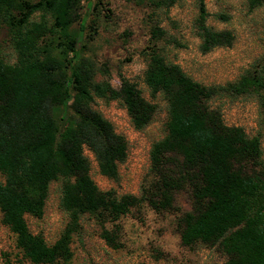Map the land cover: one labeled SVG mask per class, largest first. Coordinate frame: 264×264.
<instances>
[{
	"label": "trees",
	"instance_id": "1",
	"mask_svg": "<svg viewBox=\"0 0 264 264\" xmlns=\"http://www.w3.org/2000/svg\"><path fill=\"white\" fill-rule=\"evenodd\" d=\"M93 0H0V26L10 35L12 62L0 56V213L15 246L32 264L68 262L80 217L114 223L147 205L175 209L185 193L189 209L177 218L180 243L214 248L218 264H264V163L258 135L227 125L212 100L224 94L255 95L264 123V70H246L236 80L206 85L169 60L154 24L146 47L144 82L165 101V134L149 150V167L137 194L101 190L90 176L89 150L100 174L118 178L127 141L96 108V97L120 99L136 129L152 119L156 104L122 78L118 88L96 81L92 61L81 55L85 30L80 9ZM167 10L177 0H141ZM140 1V2H141ZM198 8L200 50L230 46L234 34L205 24V0ZM250 8L264 0H247ZM38 14L39 18L34 17ZM77 23L76 28H71ZM51 181H60L59 206L68 222L53 242L33 233L26 215L40 218ZM111 246L116 232L102 226Z\"/></svg>",
	"mask_w": 264,
	"mask_h": 264
},
{
	"label": "rangeland",
	"instance_id": "2",
	"mask_svg": "<svg viewBox=\"0 0 264 264\" xmlns=\"http://www.w3.org/2000/svg\"><path fill=\"white\" fill-rule=\"evenodd\" d=\"M95 8L86 9L81 55L96 68V81L108 80L118 88L122 78L136 84L142 95L156 104L151 121L136 129L120 99L96 97L93 106L122 134L127 141V155L118 165V178L100 174L92 153L85 149L90 161V176L101 190L114 189L118 194H137L147 176L149 150L152 143L165 134V101L162 95L151 96L144 82L147 64L146 47L150 29L158 24L166 31L161 39L167 58L194 80L206 85L234 81L246 70H264V5L250 8L247 0H205V24L213 29H229L234 34L230 46L200 50L197 35L198 8L195 0H177L167 10L146 5L141 0H93ZM92 1V2H93ZM141 1V2H140ZM39 13L34 17L38 19ZM78 25L74 23L72 29ZM0 56L12 62L14 52L10 35L0 26ZM227 125L241 126L249 135H258L264 163V123L258 97L224 94L212 100ZM0 180L2 176H0ZM60 181H51L43 215H26L29 229L53 243L68 222L59 206ZM175 209L158 212L147 205L132 209L114 223L101 225L92 216L80 217L72 234L70 261L53 264H218L224 260L217 250L201 244L192 247L180 243L177 218L189 209L185 193L176 195ZM102 226L116 232V243L109 245L100 235ZM0 264H32L15 246V236L1 221Z\"/></svg>",
	"mask_w": 264,
	"mask_h": 264
}]
</instances>
